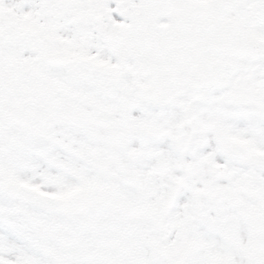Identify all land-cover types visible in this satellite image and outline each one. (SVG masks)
<instances>
[{"label": "snow or ice", "instance_id": "obj_1", "mask_svg": "<svg viewBox=\"0 0 264 264\" xmlns=\"http://www.w3.org/2000/svg\"><path fill=\"white\" fill-rule=\"evenodd\" d=\"M0 264H264V0H0Z\"/></svg>", "mask_w": 264, "mask_h": 264}]
</instances>
